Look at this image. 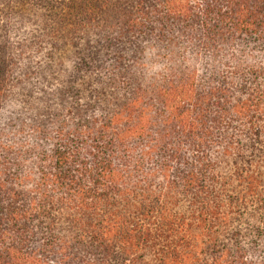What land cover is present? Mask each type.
Returning a JSON list of instances; mask_svg holds the SVG:
<instances>
[{
	"label": "trees",
	"instance_id": "16d2710c",
	"mask_svg": "<svg viewBox=\"0 0 264 264\" xmlns=\"http://www.w3.org/2000/svg\"><path fill=\"white\" fill-rule=\"evenodd\" d=\"M263 163L264 0H0V264H264Z\"/></svg>",
	"mask_w": 264,
	"mask_h": 264
},
{
	"label": "rangeland",
	"instance_id": "374dc122",
	"mask_svg": "<svg viewBox=\"0 0 264 264\" xmlns=\"http://www.w3.org/2000/svg\"><path fill=\"white\" fill-rule=\"evenodd\" d=\"M215 159L217 160V167L219 170H221L223 173H228L232 169V159L229 156H223L222 154H218ZM261 170L264 171V163L262 164ZM181 209H184V205L181 207ZM235 223V228H238L240 236H241V227L239 228L238 225ZM241 224V222L239 223ZM242 226V225H241ZM232 228V227H231ZM229 235V232H228ZM241 240V237H240ZM224 242L231 243V240L228 238L224 240ZM144 260L148 263L151 264L153 260V254L151 251H147L144 255Z\"/></svg>",
	"mask_w": 264,
	"mask_h": 264
}]
</instances>
